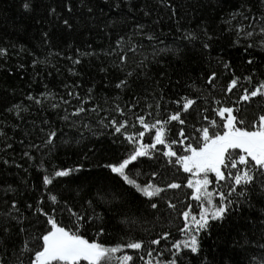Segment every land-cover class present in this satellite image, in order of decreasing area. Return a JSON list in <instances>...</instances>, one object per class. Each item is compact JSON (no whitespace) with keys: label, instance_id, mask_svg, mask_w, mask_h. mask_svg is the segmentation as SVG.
I'll use <instances>...</instances> for the list:
<instances>
[{"label":"trees","instance_id":"trees-1","mask_svg":"<svg viewBox=\"0 0 264 264\" xmlns=\"http://www.w3.org/2000/svg\"><path fill=\"white\" fill-rule=\"evenodd\" d=\"M262 29L264 0H0V49H6L0 54V261L35 260L52 227L47 213L105 247L141 242L140 249L113 253L109 264H125V254L132 256L127 264H264L259 166L249 157L240 162L241 152L227 153L222 179L208 174V204L195 192L203 174L175 163L191 155L188 144L203 147V127L223 133L219 108H233L249 131L259 126L264 96L241 97L264 84ZM185 99L193 100L187 110ZM177 112L183 124L170 119ZM161 127L165 144L126 169L139 184L163 189L147 197L105 165L134 148L125 133L144 132L142 142L152 144ZM169 146L175 157L164 155ZM78 166L67 177L54 174ZM171 183L181 187L168 188ZM220 192L231 206L196 232L200 212L210 215ZM192 236L196 252L185 247Z\"/></svg>","mask_w":264,"mask_h":264},{"label":"snow or ice","instance_id":"snow-or-ice-1","mask_svg":"<svg viewBox=\"0 0 264 264\" xmlns=\"http://www.w3.org/2000/svg\"><path fill=\"white\" fill-rule=\"evenodd\" d=\"M25 9H30V3L25 2L23 4ZM55 11L54 9L52 10ZM66 26H70L67 20L64 21ZM264 31V29H262ZM251 35V33H249ZM119 43V41H118ZM6 49H0V54H4ZM78 62V61H77ZM212 76H215V73H212ZM211 79V78H210ZM125 82L121 81V85ZM237 84V79H233L229 85V90L231 91L232 86ZM264 96V84L258 86L250 94L247 89L244 90V95L241 97L242 100H248L251 97H256L257 94ZM179 103V101H177ZM193 104V100L185 99L183 108L188 109L190 105ZM18 107V106H16ZM78 112L83 111L82 108L77 109ZM219 116L223 118L221 121V126L224 129L223 133L214 131L212 135L209 134V128L203 127L201 129L202 133V143L203 147H193L191 144L186 146V151L190 152L191 155H181L177 157L175 163L182 164L186 172H195L203 174V179L195 181V192L202 193L203 196L208 197L207 203L212 204L211 194L207 192V185L210 183L208 180L209 173H215L214 178L222 179L221 174V165L225 162V154L229 153V156L232 154L229 150L240 149L243 150V154H239V161L242 163H247V157H251L252 161L255 162V165L259 166V171L261 175H264V115L259 117L260 124L259 126L252 131H249L245 126L243 121H237V117L232 115L233 108L223 107L218 109ZM227 113V115H225ZM180 113L177 112L170 117L171 120H179L180 124H183L184 121L180 120ZM141 124H143L145 130L149 129V125L144 123V117H138ZM207 119V117H205ZM127 121H124L122 124L115 128L117 133L121 132V129L124 127V124H127ZM166 123L161 122L160 120L156 121V124ZM240 123V127H237L236 124ZM112 124H116V121L113 120ZM212 126L216 125V121L211 122ZM155 128V125H152ZM164 129L163 127L156 129L154 142L152 144H145L142 142L144 132H138L133 134L125 133L127 140L134 145V148L127 154L126 158H123L118 163H109L105 165L113 173H117L123 180L136 188L139 192L143 193L147 197H158L160 196L163 189L153 185L151 182L141 185L137 180L132 179L130 175L126 172L128 166L137 161L139 157H146L152 153L150 149H156V145H164L165 140L163 139ZM50 135L54 136L55 132H52ZM180 135L183 136V130L181 129ZM151 138V137H150ZM172 144H176V141L173 140ZM182 143V141H181ZM27 155V153H25ZM165 156L175 157L176 152H174L171 146L168 147V150L164 153ZM232 166L235 167V162H232ZM79 167L75 169H62L55 171L56 177H67L70 173L74 171H79ZM140 173L137 172L136 175ZM152 175H155L153 173ZM228 175L231 176V171L228 172ZM244 178L246 181H251L252 177L245 172ZM45 185L51 184L52 179L45 175L43 177ZM236 184H240L241 176L239 174L235 177ZM188 184L193 185V181L190 179ZM264 186V185H262ZM168 188L179 189L180 184L171 183L167 185ZM243 195V193H240ZM49 199L53 202L57 200L55 195H50ZM196 199H200V196L197 195ZM219 206L213 205V210L209 215L207 209L200 212V220L197 222L196 232H199L201 228H207L209 219H221L224 214L227 212L228 208L232 204V200L226 198L224 192L219 193ZM153 208L156 207L155 204L151 205ZM40 211H43L41 208ZM54 211V209H53ZM48 217L47 223L51 224V230H48L46 234L42 235V245L37 244L41 250L35 251V260L31 264H80L81 260L88 261L90 264H109L111 256L113 253L118 252L121 248L127 247L129 249H140L142 247L141 242H132L127 245L118 244L115 247H105L102 244L97 243L96 241L89 242L82 235H79L77 232H71L66 230L64 227L58 226L56 220L52 216H48L47 213H44ZM185 220L189 218V213L185 211L183 213ZM194 219V218H193ZM82 218L77 215V224L81 222ZM185 228H188V224L185 223ZM102 231V229H101ZM166 235V234H165ZM152 243H159V241H152ZM174 247H179L177 243ZM185 247H189L192 252H196L197 248V239L196 236L191 237V242L185 241ZM122 260L127 264L128 261L132 260V256L125 254L122 257ZM0 264H5V262L0 261ZM170 264H175V261L170 262Z\"/></svg>","mask_w":264,"mask_h":264}]
</instances>
